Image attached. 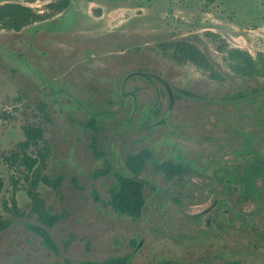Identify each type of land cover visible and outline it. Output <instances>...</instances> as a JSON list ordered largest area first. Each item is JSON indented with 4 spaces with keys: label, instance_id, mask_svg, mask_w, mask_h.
<instances>
[{
    "label": "rangeland",
    "instance_id": "1",
    "mask_svg": "<svg viewBox=\"0 0 264 264\" xmlns=\"http://www.w3.org/2000/svg\"><path fill=\"white\" fill-rule=\"evenodd\" d=\"M8 1L41 19L0 25V264H264V137L248 118L258 101L226 98L264 87L226 59L233 48L264 55V0H70L63 12L49 6L62 0ZM181 42L215 75L177 61ZM31 125L43 137L28 154L47 153L40 173L60 179L33 189L53 226L32 210L35 175L19 146ZM145 148L153 156L136 177L146 203L134 218L113 209L110 192L117 174L134 176L127 155ZM168 160L185 173L165 177L157 165ZM251 169L256 197L246 194Z\"/></svg>",
    "mask_w": 264,
    "mask_h": 264
},
{
    "label": "trees",
    "instance_id": "2",
    "mask_svg": "<svg viewBox=\"0 0 264 264\" xmlns=\"http://www.w3.org/2000/svg\"><path fill=\"white\" fill-rule=\"evenodd\" d=\"M3 4H0V25L4 28L21 30L25 26L36 22L38 19H41V16L34 13L33 10L27 6L22 5L18 2H10L8 0ZM71 4L70 0H62L60 2H54L49 4V6L54 11H62L69 7ZM44 17V16H42ZM44 19V18H42ZM175 55L174 58L177 61L190 60L198 67L203 68L214 74V65L212 61L202 52V50L190 43L181 42L174 45ZM227 61L229 66L234 74L242 78H256L264 77V55L258 54L257 57H254L249 51L242 50L238 48L230 49L227 56ZM250 95L255 96V100L258 103L252 105L255 107L253 114L249 115L248 118H251L252 124L255 126L257 134L264 137V87L262 89H253L250 93H239L234 95H227V100L233 101L235 99H246ZM258 95H262L261 100H259ZM26 140L19 144L20 152L23 153V162L25 163L28 171L32 173L35 177L31 180L32 190H29V193L32 196V210L39 213V218L47 225L53 226L57 223L59 218L50 214L44 206V200L41 199L38 195V192L35 193L34 190L37 189L39 184L44 183L46 185H59L60 179L57 182L52 181L43 173H40L41 165L40 163H45L47 153L42 155L41 161L37 157H33L28 154L27 150L30 147L35 146L43 137V129L39 126H28L25 128ZM153 156L152 150L145 148L138 152H131L126 157V166L134 174V176H127L122 174H117V183L111 189L110 192V201L109 203L113 209L126 216L139 218L143 212L144 205L146 203L145 187L147 181L142 178L136 177V174L141 173L144 168L146 169L149 159ZM262 165L260 172L264 174V158L262 160ZM159 171L167 178L175 177L179 174L185 173L186 168L181 162H174L168 160L157 165ZM35 172V174H34ZM105 172V171H104ZM256 172V171H255ZM254 169H251L248 178L249 191H246V194H252L253 197H256L259 194V190L256 187V181L254 180ZM253 177V178H252ZM4 181L0 177V197L3 191ZM57 187V186H56ZM34 189V190H33ZM9 223L7 220L0 219V234L4 229H7ZM32 230H35L37 233H40L44 236L41 231V228L31 227ZM45 237V241L49 240V237ZM129 256H111L105 260L92 261V260H83L77 263L67 260L65 264H128ZM164 264H185L181 261L174 259L166 260ZM222 264H235L234 261L222 263Z\"/></svg>",
    "mask_w": 264,
    "mask_h": 264
},
{
    "label": "flooded vegetation",
    "instance_id": "3",
    "mask_svg": "<svg viewBox=\"0 0 264 264\" xmlns=\"http://www.w3.org/2000/svg\"><path fill=\"white\" fill-rule=\"evenodd\" d=\"M144 74H145V75H148V74H150V75H156V74H154V73H150L149 71H145ZM177 261H179V260H177ZM183 263H184V262H183ZM225 263H227V262H225ZM185 264H186V263H185ZM235 264H237V263H235Z\"/></svg>",
    "mask_w": 264,
    "mask_h": 264
}]
</instances>
